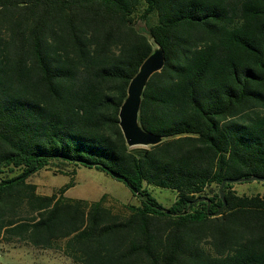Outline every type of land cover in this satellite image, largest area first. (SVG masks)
<instances>
[{"label":"trees","instance_id":"obj_1","mask_svg":"<svg viewBox=\"0 0 264 264\" xmlns=\"http://www.w3.org/2000/svg\"><path fill=\"white\" fill-rule=\"evenodd\" d=\"M156 48L138 122L160 142L132 149L119 110ZM63 166L140 205L120 215L27 181ZM0 169L17 172L0 177V242L73 264H264V194L219 196L264 179V0H0Z\"/></svg>","mask_w":264,"mask_h":264},{"label":"rangeland","instance_id":"obj_2","mask_svg":"<svg viewBox=\"0 0 264 264\" xmlns=\"http://www.w3.org/2000/svg\"><path fill=\"white\" fill-rule=\"evenodd\" d=\"M142 26L141 23H136ZM149 146H138L132 149H142ZM74 168L63 166L60 170L55 167H48L40 170L28 178V182L37 187L39 194L56 192L68 187L64 198L68 200L97 202L102 196H106L105 205L113 212L125 215L123 206L140 205L139 200L134 197L130 190L121 182L116 181L105 173L96 170L81 168L78 174L63 176L60 173H70ZM76 171V170H75ZM2 172V173H1ZM0 169V177H12ZM214 191L217 189L213 188ZM237 195L264 194V185L256 182H245L232 187ZM153 198L164 208L169 209L176 200V194L165 189L150 188ZM206 194V195H205ZM203 198L212 197V190L207 191ZM0 264H73L60 249L43 250L33 248L16 240L12 242H0Z\"/></svg>","mask_w":264,"mask_h":264},{"label":"water","instance_id":"obj_3","mask_svg":"<svg viewBox=\"0 0 264 264\" xmlns=\"http://www.w3.org/2000/svg\"><path fill=\"white\" fill-rule=\"evenodd\" d=\"M163 54L159 49H155L153 54L142 64L138 74L132 79L127 89V98L119 110V126L124 136L126 145L129 148L138 146H153L160 142V138L154 137L146 133L138 122V114L141 105L142 92L149 78L161 70L163 67ZM116 179H120L118 175H112ZM243 182H260L264 183V179L256 177L250 179L227 180L221 184L219 189L220 199L223 201L225 184H235ZM225 204V203H224ZM221 210L217 212L219 214Z\"/></svg>","mask_w":264,"mask_h":264},{"label":"crops","instance_id":"obj_4","mask_svg":"<svg viewBox=\"0 0 264 264\" xmlns=\"http://www.w3.org/2000/svg\"><path fill=\"white\" fill-rule=\"evenodd\" d=\"M80 171V169H76L75 174H78V172ZM53 192L47 193V194H41V195H46V196H50ZM65 194V193H64Z\"/></svg>","mask_w":264,"mask_h":264}]
</instances>
